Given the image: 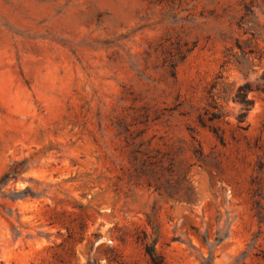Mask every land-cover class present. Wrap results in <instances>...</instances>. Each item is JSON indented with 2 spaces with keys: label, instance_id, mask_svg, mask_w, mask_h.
I'll list each match as a JSON object with an SVG mask.
<instances>
[{
  "label": "rangeland",
  "instance_id": "rangeland-1",
  "mask_svg": "<svg viewBox=\"0 0 264 264\" xmlns=\"http://www.w3.org/2000/svg\"><path fill=\"white\" fill-rule=\"evenodd\" d=\"M249 1L0 0V264H264Z\"/></svg>",
  "mask_w": 264,
  "mask_h": 264
},
{
  "label": "trees",
  "instance_id": "trees-1",
  "mask_svg": "<svg viewBox=\"0 0 264 264\" xmlns=\"http://www.w3.org/2000/svg\"><path fill=\"white\" fill-rule=\"evenodd\" d=\"M256 1L257 0H251L249 2H246L245 13L242 15L241 20H240V25L245 29V32H251L253 34H257L258 32V28L254 24L255 19H256V7L258 5ZM259 78L261 82L258 83L257 85H255L251 81H246L245 83L241 84L235 96L236 101H239L240 103H242L244 105V108L247 110H250L254 104V99L249 96L250 92L255 91V90L264 92V73ZM240 120L242 121V119ZM214 131L216 132L220 140L222 142H225V136L222 133H220L219 130L217 129H215ZM262 149L264 150V146L262 147ZM259 172H260L259 176L262 174V172H264V154H262L260 158ZM9 177H10V174L6 173L4 176V179H7ZM261 188H262L261 186L256 188L255 196L261 195L260 194ZM256 203L260 204L258 206L260 207L258 209V214L262 215L261 213H263V206L261 204V199L257 198ZM147 252L151 257L153 264H163L164 263L162 255L157 252L154 244H147Z\"/></svg>",
  "mask_w": 264,
  "mask_h": 264
}]
</instances>
